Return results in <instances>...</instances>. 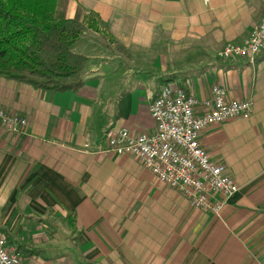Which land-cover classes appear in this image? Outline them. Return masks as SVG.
<instances>
[{
	"label": "crops",
	"instance_id": "crops-1",
	"mask_svg": "<svg viewBox=\"0 0 264 264\" xmlns=\"http://www.w3.org/2000/svg\"><path fill=\"white\" fill-rule=\"evenodd\" d=\"M79 8L92 24L73 48L87 59L80 89L42 92L0 77V107L28 120L19 133L0 125L8 246L34 251L20 252L22 264H264V49L253 62L219 56L249 36L264 0H70L66 18ZM164 85L199 103L213 85L253 102L251 116L199 138L238 187L220 218L135 158L105 152L108 129L155 130L148 107Z\"/></svg>",
	"mask_w": 264,
	"mask_h": 264
},
{
	"label": "built area",
	"instance_id": "built-area-1",
	"mask_svg": "<svg viewBox=\"0 0 264 264\" xmlns=\"http://www.w3.org/2000/svg\"><path fill=\"white\" fill-rule=\"evenodd\" d=\"M263 49L264 15L241 44H227L219 56L253 62ZM210 93V100L199 103L181 87L162 86L148 107L155 130L134 136L126 129H108L105 152L135 158L192 208L220 218L225 203L238 187L225 166L210 159L199 138L210 126L251 116L253 102L230 100L219 85H213ZM0 125L8 132L19 133L27 128L28 120L0 107ZM0 264H22L21 254L9 247L1 235Z\"/></svg>",
	"mask_w": 264,
	"mask_h": 264
},
{
	"label": "trees",
	"instance_id": "trees-1",
	"mask_svg": "<svg viewBox=\"0 0 264 264\" xmlns=\"http://www.w3.org/2000/svg\"><path fill=\"white\" fill-rule=\"evenodd\" d=\"M69 1L0 0V77L50 93L82 87L87 59L73 48L92 24L80 21V8L73 19H67ZM69 221L74 223L73 218ZM0 235L13 243L1 230ZM16 251L34 253L21 244Z\"/></svg>",
	"mask_w": 264,
	"mask_h": 264
},
{
	"label": "rangeland",
	"instance_id": "rangeland-1",
	"mask_svg": "<svg viewBox=\"0 0 264 264\" xmlns=\"http://www.w3.org/2000/svg\"><path fill=\"white\" fill-rule=\"evenodd\" d=\"M137 62H140V65L138 66V68L140 69V72H139V74L137 75V77H141V78H143V79H146L149 75H148V73H146V74H142L144 71L146 72V69L147 68H149V67H147L148 65H147V61L148 60H145V59H141V60H136ZM143 66V67H142ZM83 79H84V75H83ZM57 223H58V221H57ZM63 228V230L65 229V227H62ZM59 235V234H58ZM64 236L62 235V238H63ZM62 238H61V240H62Z\"/></svg>",
	"mask_w": 264,
	"mask_h": 264
}]
</instances>
